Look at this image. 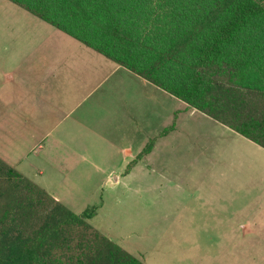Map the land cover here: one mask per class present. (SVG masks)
Here are the masks:
<instances>
[{
  "label": "crops",
  "instance_id": "0c3cea01",
  "mask_svg": "<svg viewBox=\"0 0 264 264\" xmlns=\"http://www.w3.org/2000/svg\"><path fill=\"white\" fill-rule=\"evenodd\" d=\"M72 42L10 46L14 64L0 75V158L24 174L35 168L31 154L47 146L61 167L52 168L65 170L58 173L71 191L59 189L60 181L44 189L67 206L76 204L73 190L90 186L96 216L103 209V219L113 212L116 220L109 200L121 205L124 187L131 202H143L145 220L158 216L184 241L215 249L176 252L174 262L171 252L127 250L118 236L100 230L145 264H264V147ZM80 178L88 181L74 180ZM101 178L97 185L90 180ZM133 178L144 185H131Z\"/></svg>",
  "mask_w": 264,
  "mask_h": 264
},
{
  "label": "trees",
  "instance_id": "16d2710c",
  "mask_svg": "<svg viewBox=\"0 0 264 264\" xmlns=\"http://www.w3.org/2000/svg\"><path fill=\"white\" fill-rule=\"evenodd\" d=\"M10 1L264 147V0ZM98 208L0 158V264H145L91 223Z\"/></svg>",
  "mask_w": 264,
  "mask_h": 264
},
{
  "label": "rangeland",
  "instance_id": "374dc122",
  "mask_svg": "<svg viewBox=\"0 0 264 264\" xmlns=\"http://www.w3.org/2000/svg\"><path fill=\"white\" fill-rule=\"evenodd\" d=\"M72 41L84 45L82 42L29 12L24 7L10 0H0V75L8 72L14 64L12 61L16 57L14 55L16 50L10 47L11 45H70L73 43ZM9 48L13 50H10ZM193 126L194 125H191V128H193ZM41 148L42 147L38 149L39 153L34 151L29 158L35 168L31 166L28 167V162H25L26 160L24 161L23 167H28L25 169L26 176L30 179H34L35 181L31 180L40 187L46 189L50 188L52 184L58 181L62 183V185L59 186V189H64V186L68 188V180L63 179V176L58 173V171L64 172L65 170L52 168V163H55V166L60 167L58 161L55 160V162H52V154L51 152L50 154L48 153L47 146H43L42 150ZM56 149L63 151L64 147H56ZM49 155L50 158H48ZM39 170H42L44 173L40 174ZM20 171L23 172L22 170ZM74 180L80 183L88 181L86 178ZM90 180L97 185V181H102V178ZM114 180V178L111 179L112 185L115 184ZM130 184L142 186L144 185V180L143 178H133L131 179ZM89 187L90 186L82 192H79V189L78 192L77 190L72 191V197L77 198V200L75 202L76 204H73L71 205L72 207H70L76 210V212H80L86 207L95 204L94 202L97 200V197L95 196V193L91 195L93 187ZM124 189L125 188L123 187L118 190L127 194L123 197L121 205L117 204L116 201L113 202V200L110 199L111 197L109 198V204L112 205V208L114 205L116 206L114 211L118 214L117 219L114 220L112 218L113 212L109 216H105L103 219L102 215H106V210L102 209L100 214L91 220V223L101 231L118 236L117 238L121 240L120 244L125 249L131 250L142 248L144 250L154 251L155 253L171 252L173 253L172 260L174 262L179 260L176 252L188 251L202 253L213 252L215 250L212 243L184 241L185 239L183 240L176 235L175 227L161 225L158 216H152L145 220L143 202L136 200L131 202V191L124 192ZM68 191H71V189L68 188ZM140 218H143V220ZM141 221H143L142 224H140ZM131 222H136L138 224L133 223V225H131ZM187 261L190 262L191 260L187 259ZM199 261H204L202 264L212 263L207 262V259H199Z\"/></svg>",
  "mask_w": 264,
  "mask_h": 264
}]
</instances>
